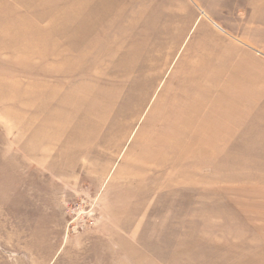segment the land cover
Listing matches in <instances>:
<instances>
[{"label":"rangeland","instance_id":"1","mask_svg":"<svg viewBox=\"0 0 264 264\" xmlns=\"http://www.w3.org/2000/svg\"><path fill=\"white\" fill-rule=\"evenodd\" d=\"M0 264H264V0H0Z\"/></svg>","mask_w":264,"mask_h":264}]
</instances>
